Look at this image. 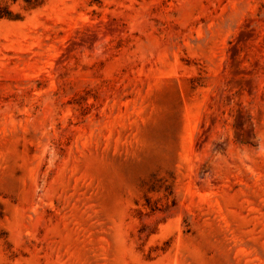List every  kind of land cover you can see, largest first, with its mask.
Listing matches in <instances>:
<instances>
[{"label":"rangeland","instance_id":"obj_1","mask_svg":"<svg viewBox=\"0 0 264 264\" xmlns=\"http://www.w3.org/2000/svg\"><path fill=\"white\" fill-rule=\"evenodd\" d=\"M0 264H264V0H0Z\"/></svg>","mask_w":264,"mask_h":264}]
</instances>
